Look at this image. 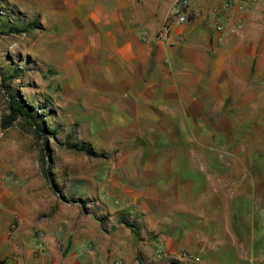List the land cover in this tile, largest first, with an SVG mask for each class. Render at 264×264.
<instances>
[{
    "label": "crops",
    "instance_id": "obj_1",
    "mask_svg": "<svg viewBox=\"0 0 264 264\" xmlns=\"http://www.w3.org/2000/svg\"><path fill=\"white\" fill-rule=\"evenodd\" d=\"M1 1L10 10L11 4L15 7L12 11L18 20L32 21L23 15L28 0ZM30 1L41 4L35 13L49 14L50 23L62 25L61 31L79 34L77 49L64 51L62 64L67 74L73 65L81 66L79 76L71 80L77 82L83 103L103 108V123L94 127L141 129L143 146L167 144L168 148L152 154L162 164L157 165L161 166L157 179L144 177L145 189H130L117 181L116 188L107 191L123 198L117 211H127L129 223V217L135 218L133 227L115 222L109 231L99 230V224L90 231L78 228L72 250L63 257L50 233L44 237L48 264L87 263V259L70 261L76 255L87 258L94 253L86 250L87 240L97 245L101 257L96 264H112L106 260L108 246L113 259L124 264H139L137 255L143 264H264V153L234 151L235 144L250 143L249 136L237 130L242 117L235 112L262 111L264 53L253 39L244 41V33L253 25L262 27L264 0L243 14L241 29L232 30V22L227 24L222 45L208 24L214 0H192L194 15L183 23L169 16L175 0ZM164 24L167 32L162 31ZM222 51L244 67L239 75L244 82L236 95L227 85L230 77L219 83L227 92L215 93L219 84L213 85L211 65L214 55ZM107 112L111 116H105ZM220 119L228 123L226 130L214 132ZM251 120L255 122L256 117ZM251 120L243 128L251 129ZM216 134L221 143L215 140ZM201 135L207 140L202 141ZM119 136L118 142L125 141ZM202 148L206 151L200 152ZM144 153L141 160L149 155ZM233 157L246 160V166L232 169ZM200 159L208 165L200 164ZM143 168L153 171L154 165ZM5 204L0 189V264H10L13 254ZM127 206L135 207V212L131 207L124 210ZM19 220L11 239L23 241V220ZM80 238L87 240L79 242ZM183 253L187 256L182 257Z\"/></svg>",
    "mask_w": 264,
    "mask_h": 264
},
{
    "label": "rangeland",
    "instance_id": "obj_2",
    "mask_svg": "<svg viewBox=\"0 0 264 264\" xmlns=\"http://www.w3.org/2000/svg\"><path fill=\"white\" fill-rule=\"evenodd\" d=\"M177 1L179 0L173 1L171 8ZM189 1L188 17L185 22H188L190 16L194 15L192 0ZM241 1L214 0L215 3L210 7L211 12L208 19L211 34L216 23L223 22L230 16H232L231 21L235 19L237 21L239 18L237 5ZM258 1L253 0V4L247 12L254 9ZM43 3L48 5L47 2ZM0 6L7 7L5 4ZM40 7L41 4L32 3L30 0L26 2L24 9L27 11H24L23 15L32 21L35 20L38 24V27L28 32L7 33L6 28L0 25V120L2 114L7 113L9 97L17 92L21 98L37 107V112L43 115L42 119L56 130L55 138L41 137L37 139L34 137L32 128L22 118L15 120L6 129L0 128V189L6 198L5 217L9 222L8 240H10V247H13L10 264H25V262L26 264H48L47 258L50 259V257L44 237H50V233L56 237L58 248L63 257L65 256L62 254L64 248H68L67 253H70L69 251L75 244L78 233L76 229L90 231L97 224L100 226L99 230L109 231L112 229V224L118 222L120 214L117 209L122 207L120 202L123 198L113 197L107 194V191L115 189L117 181L128 185L130 189H145L144 177L150 176L157 179L158 177L155 178L156 174L161 169V166L157 165L162 163L160 160L154 161L155 158L152 154L155 152L164 153L168 149L167 144L164 147L155 146L154 148L150 145L143 146L145 140L139 139L140 135H138L141 129L104 130L94 127L97 123H103L101 117L103 108L100 109V105L95 103L92 105L83 103L77 82L71 80L72 77L79 76L81 66L73 65V70L67 74L62 64L64 51L66 52L68 48L74 46L77 49L79 34L61 31L62 25L50 23L49 14L42 16L35 13V10H39ZM11 8L16 11L12 4ZM24 16L22 17L24 18ZM169 16L173 17L170 12ZM243 18L241 15L239 18L241 21L232 24V30L242 28ZM227 24L226 21L222 37L226 32ZM246 31L244 41L253 39L256 46H260L264 53V23H262V27L253 25ZM214 57L215 62L211 65L215 68L213 85L222 84L230 77L232 79L230 82L227 81V85L231 86V91L236 95L244 82L240 80L239 76L244 67L237 61H230L223 51L215 54ZM11 67L21 69L16 78L9 75ZM91 68L93 69L91 66L88 67L89 70ZM260 68L264 72L263 58ZM83 70L82 68V72ZM5 75L8 76L6 77V84L10 86L8 90L2 86L1 78ZM261 84L262 111L254 113L255 111L248 112V109L244 111L243 108L242 111L235 112L239 119L242 117L241 121L239 120L241 126L237 130L247 134L250 141L247 146L235 144L234 151L237 154L255 152L256 150L264 153V80ZM226 88L219 84V89L214 90L215 93L222 94V91L227 92ZM207 90L211 92L210 86ZM88 100L93 101L95 98L89 97ZM233 101H235L233 105H236L238 98L232 99ZM104 109L111 111L109 110L110 106H106ZM104 115L111 116L108 112ZM254 116L256 117L255 122L251 120ZM250 120L251 129L243 128ZM215 125L214 132H222L226 130L228 123L220 119ZM118 134H120L119 138L123 136L125 141L118 142ZM199 138L202 141L207 140L205 135H201ZM218 139L219 136L216 134L215 140L217 143H221ZM46 141L49 150L44 154L42 148ZM83 143H87L97 155L90 156L73 148L74 144L81 145ZM144 149L145 151H143ZM193 151L195 152V150ZM199 151L205 152L206 150L202 148ZM143 152L145 155L149 154L148 157H145L146 160L140 158ZM167 153H171V151ZM238 158L233 157L230 161V164L233 165L232 169L246 166V160ZM42 160L50 166L51 175L57 186L56 190L51 188L42 174ZM192 162L194 163V161ZM199 163L208 165V161L201 159ZM144 164L148 168L154 165V172L145 171ZM76 198L85 200V208L79 202L66 201ZM122 205L126 206L124 203ZM131 206H127L124 210H130L128 208ZM134 208L131 207L132 214L135 212ZM122 214L127 216V211ZM20 217L23 220L20 231L22 232L21 236L24 237L23 241L11 239L12 234L18 229ZM129 219L135 225V218L129 217ZM56 221V226L50 227ZM82 240L87 239L80 238L79 242ZM88 244L90 248L87 247ZM37 245L40 247L37 248ZM96 246L93 240H87L86 250L94 253L87 258L76 255L70 261L74 263L87 259L85 264H96L100 256ZM106 252V260L110 263L113 262L110 246L106 248ZM120 260L122 261V259Z\"/></svg>",
    "mask_w": 264,
    "mask_h": 264
},
{
    "label": "trees",
    "instance_id": "obj_3",
    "mask_svg": "<svg viewBox=\"0 0 264 264\" xmlns=\"http://www.w3.org/2000/svg\"><path fill=\"white\" fill-rule=\"evenodd\" d=\"M0 5H2V1L0 0ZM3 7V8H2ZM5 8V9H4ZM0 25L6 28L7 33H24L28 32L36 27H38L37 22L34 21H28L26 23H23L22 21L18 20L17 17H15L14 12L4 6H0ZM20 68H10L9 75L13 78H16L17 75H19ZM6 73V72H5ZM13 73V74H12ZM8 77L7 75L3 76L1 79L2 86L8 90L10 87L8 84H6V80ZM42 114L37 112V107L33 106L31 103L25 101L21 96L15 92L11 94L8 100L7 105V113H3L0 120V128L6 129L9 126L12 125V123L17 120L18 118H22L29 127L32 128L33 134L35 138H41V137H56V130L55 128H52L50 124L46 123L44 119H42ZM75 150L83 151L87 155L94 156L97 155L96 152L87 144L83 143L81 145L74 144L73 147ZM48 144L47 141L44 142L42 151L44 154L48 152ZM41 171L46 179V181L49 183L51 188L53 190L57 189V186L53 180V176L51 175L50 166L42 160L41 165ZM64 199L63 197H61ZM67 202H79L83 208H85V200H81L80 198L76 199H70L66 200ZM118 216V222L124 223L126 225H129L133 227V225L129 222H127L126 216L122 214V212H119ZM100 222V220H99ZM69 249L64 248L62 251V254L65 255ZM137 258L139 260V264H143L137 255Z\"/></svg>",
    "mask_w": 264,
    "mask_h": 264
},
{
    "label": "built area",
    "instance_id": "obj_4",
    "mask_svg": "<svg viewBox=\"0 0 264 264\" xmlns=\"http://www.w3.org/2000/svg\"><path fill=\"white\" fill-rule=\"evenodd\" d=\"M189 0H179L177 1L174 6L171 8L170 15L173 16L177 22L183 23L187 20L188 17V7H189ZM253 4V0H242L238 5H237V11L239 18L241 15H243L245 12H247L250 7ZM239 18H237V21H241ZM232 16L226 18L225 21L223 22H218L214 25L213 28V33L215 36V41L217 43L222 41V32L224 30V23L227 21V23L232 22V24L236 23V19L231 21ZM162 31L167 32L168 31V26L164 25L162 27ZM40 245H37V248H39ZM88 248H90V245H87ZM187 254L183 253L182 257H186ZM112 264H123V262L120 259H116L112 262Z\"/></svg>",
    "mask_w": 264,
    "mask_h": 264
}]
</instances>
